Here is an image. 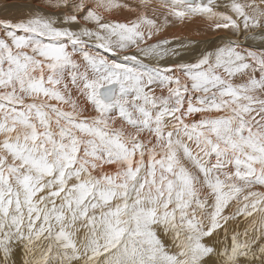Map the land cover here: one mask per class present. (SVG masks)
<instances>
[{
  "label": "snow or ice",
  "instance_id": "6c2138e0",
  "mask_svg": "<svg viewBox=\"0 0 264 264\" xmlns=\"http://www.w3.org/2000/svg\"><path fill=\"white\" fill-rule=\"evenodd\" d=\"M151 2L236 38L161 63L204 42L157 38L149 0L0 18V264H264V0Z\"/></svg>",
  "mask_w": 264,
  "mask_h": 264
},
{
  "label": "bare ground",
  "instance_id": "6f19581e",
  "mask_svg": "<svg viewBox=\"0 0 264 264\" xmlns=\"http://www.w3.org/2000/svg\"><path fill=\"white\" fill-rule=\"evenodd\" d=\"M1 1L2 0H0V5H2ZM225 2H227V0H225ZM239 2L247 3V2H249V0H239ZM254 2L257 3V4H260V0H254ZM8 3L11 4L12 7L8 8L6 11L0 10V18H3L5 15H7L9 17H16V18L27 16L30 11H38L40 9L41 0H12L11 2H8ZM116 3L121 4V5L127 3L132 8H136V7H138L140 5L141 0H116ZM155 7H157V5L153 4L151 2V0H149V7L146 9V11L148 13V16L149 17L151 15L156 16L158 18L157 25L160 27V31L155 33V35L159 34V33H164V34H162L163 35L162 38H164L166 40H169V41H178V40H180V39H177V37H176V36H180V34H184V35L186 34V36H189V37L193 38L192 35L194 33L198 32L197 30H200V32L202 31L203 33L207 32V33L212 34V35L214 34L213 36H218V37H216V39L213 42L210 41L211 44H209V40H207L206 42L203 41L204 43H201L199 45V48L196 50V53H193V52L181 53L179 58L174 57V56H166V57L162 58L161 63H164L165 61L171 62L172 60H178V62H180V61L187 62V61L190 60V58L193 55L198 54L200 49H206L208 51H211V50H213L212 49L213 48V44L220 45L221 41H220L219 37L228 36V37H231L233 39L236 38L235 36H232V33L230 31H228V30H213L211 22L208 21L203 16H198V17L193 18L191 20H183V21L175 20L173 18H170L171 22L170 21L169 22L173 23L172 26L165 25L164 16L162 14H160L159 12H156V13L153 12V8H155ZM261 7H264V5H261ZM17 8L19 10L15 11L13 13V10L17 9ZM141 10H143V9H141ZM219 10L220 11H228L229 14H232L230 12V10H228V9H226L224 7H221ZM18 11H21L22 16L17 14ZM15 14H17V15H15ZM102 15L108 16L114 22H125L126 19H134L135 18V16H130L129 15V9L128 8H123V7H117V8L111 9L110 11L102 10ZM189 34H191V36ZM194 37H195V35H194ZM195 38L190 39V40L197 41V39H195ZM202 40H204V39H202ZM202 40H198V41H202ZM240 40L243 42L242 46L244 48H248L249 46H258L260 44L259 40L244 41V38L242 36L240 37ZM126 51H130L131 52V51H135V49L134 48L126 49ZM145 62L147 63V61H145ZM233 80H234L235 83H240V80L238 78H236V77H234ZM0 91H3V89H0ZM158 94L166 95L167 93H166V91L161 93L160 89L156 88L155 92H154V95H158ZM73 98L77 99L78 103H83L75 95H74ZM52 102L54 103L55 101H52ZM64 107H65V110H70V106L66 105ZM92 112H93V110H92ZM212 114H213V116H215L218 113L213 112ZM84 115H90V114L84 113ZM193 147H194V145H193ZM186 166H190V165L186 164ZM104 168H105V171L109 172V173H114L116 171V166L115 165H105ZM207 242H209V241H207ZM209 256L207 258H205V259H209ZM213 258L215 259V257H213ZM213 258H211V259H213ZM215 260L218 261V258L215 259ZM207 261H206V263H207ZM218 262H220V261H218ZM213 263H214V260H213Z\"/></svg>",
  "mask_w": 264,
  "mask_h": 264
},
{
  "label": "rangeland",
  "instance_id": "374dc122",
  "mask_svg": "<svg viewBox=\"0 0 264 264\" xmlns=\"http://www.w3.org/2000/svg\"><path fill=\"white\" fill-rule=\"evenodd\" d=\"M12 0H8V2H11ZM1 3L3 4L4 3V0H2L1 1ZM17 10H19L18 8L17 9H14L13 10V13L15 12V11H17ZM17 14L18 15H20V16H22V13H21V11H18L17 12ZM17 14H15V15H17ZM153 16V17H152ZM151 18H154V19H156V21H158V18L156 17V16H154V15H151L150 16ZM171 19L169 18V21H170ZM168 21V23H165V25H168V26H172V24L173 23H170ZM170 23V24H169ZM198 32H196V33H194L193 35H192V37L193 38H195V39H197V41L198 40H202V39H204V40H202V41H204V42H206L207 40H209V44H211V42H213L215 39H216V37H218V36H213L212 34H209V33H203L202 31L200 32V30H197ZM168 32V31H167ZM162 34H164V33H159V34H156L155 36L157 37V38H160V37H163V35ZM202 34V35H201ZM183 35V36H182ZM190 36H191V34H189ZM194 35H195V37H194ZM198 35V36H197ZM211 35V36H210ZM205 36V37H204ZM177 37V39H181V38H187V39H193V38H191V37H189V36H186V34L184 35V34H180V36H176ZM189 37V38H188ZM201 37V38H200ZM200 38V39H199ZM211 41V42H210ZM215 46V47H214ZM218 45L217 44H213V48L212 49H214V48H216ZM157 89H159V88H157ZM159 95H161V94H158L157 96H159ZM88 114H90V115H94L95 113H94V111L92 112V110L90 109L89 110V112H87ZM228 227L230 228V229H232L233 231H239V232H243L244 231V229H245V227H247V225L245 224V222H244V218L243 217H236L235 218V220L232 222V223H230L229 225H228ZM160 235H161V238L164 240V242H165V246H166V248L167 247H169L170 245H171V238L170 237H167V236H165L164 234H163V232H161L160 233ZM229 235H231V233H229ZM205 242H207V241H205ZM208 243H212V245L213 246H216V245H222V244H225V243H230V240L229 241H225V239H224V232H223V230H221L220 231V236H219V239H216L215 237L213 238V241L212 242H208ZM215 257V259H217V256L216 255H210L209 256V259H205V258H207L208 256H206L205 258H204V261H205V264H220V262H218L219 261V259H218V261H216L213 257ZM211 258H213V259H211ZM13 260L15 261V264H23V251H22V249L21 250H17L16 251V255L13 257ZM209 262H208V261ZM213 260H214V263H213ZM206 261H207V263H206Z\"/></svg>",
  "mask_w": 264,
  "mask_h": 264
}]
</instances>
